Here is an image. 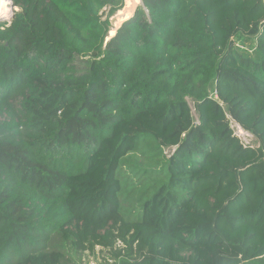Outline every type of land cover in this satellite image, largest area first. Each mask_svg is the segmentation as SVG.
<instances>
[{
    "label": "trees",
    "instance_id": "1",
    "mask_svg": "<svg viewBox=\"0 0 264 264\" xmlns=\"http://www.w3.org/2000/svg\"><path fill=\"white\" fill-rule=\"evenodd\" d=\"M11 1L0 264H264L263 0Z\"/></svg>",
    "mask_w": 264,
    "mask_h": 264
},
{
    "label": "water",
    "instance_id": "2",
    "mask_svg": "<svg viewBox=\"0 0 264 264\" xmlns=\"http://www.w3.org/2000/svg\"><path fill=\"white\" fill-rule=\"evenodd\" d=\"M263 3H264V0H263ZM141 5H142V0H125L124 7L109 19L111 28L109 31V35L106 38L107 42L115 38L117 34L119 33V31L123 28V26L126 23H129L130 21H132L136 17V14ZM12 7L13 9H16V12L19 11L17 8L14 7L13 3H12ZM14 14L15 13L11 15L9 20L0 19V23L6 20L8 22V26L11 25Z\"/></svg>",
    "mask_w": 264,
    "mask_h": 264
},
{
    "label": "built area",
    "instance_id": "3",
    "mask_svg": "<svg viewBox=\"0 0 264 264\" xmlns=\"http://www.w3.org/2000/svg\"><path fill=\"white\" fill-rule=\"evenodd\" d=\"M189 109L191 111V117L194 121L195 124H199V119L197 115V110L194 104V101L192 100H187ZM230 126L231 129L233 130L235 136L241 141V143L245 146H251V147H258V145H254V141H256L253 135L250 133L246 132L239 124H237L235 121L230 119ZM254 139V141H253ZM253 144V145H252Z\"/></svg>",
    "mask_w": 264,
    "mask_h": 264
},
{
    "label": "rangeland",
    "instance_id": "4",
    "mask_svg": "<svg viewBox=\"0 0 264 264\" xmlns=\"http://www.w3.org/2000/svg\"><path fill=\"white\" fill-rule=\"evenodd\" d=\"M11 4V5H10ZM8 13L5 14L7 20H9V18L11 17V15L13 13L16 12V9H13L12 7V3H11V0H10V3L8 5ZM108 11H106L105 15L107 16L108 15ZM3 24H8V22L6 20L2 21L0 23V26L3 25ZM229 120H230V117H229ZM256 140V139H255ZM254 141V139H253ZM257 141H254V145L256 146L257 145ZM253 145V144H252ZM170 151H168L167 153H169ZM172 153V152H171ZM101 248H97L96 250V254L95 255H89V256H86L84 258L85 260V264H103V255H101Z\"/></svg>",
    "mask_w": 264,
    "mask_h": 264
},
{
    "label": "bare ground",
    "instance_id": "5",
    "mask_svg": "<svg viewBox=\"0 0 264 264\" xmlns=\"http://www.w3.org/2000/svg\"><path fill=\"white\" fill-rule=\"evenodd\" d=\"M10 0H0V19H5V14L8 13V5ZM11 5V4H10Z\"/></svg>",
    "mask_w": 264,
    "mask_h": 264
}]
</instances>
